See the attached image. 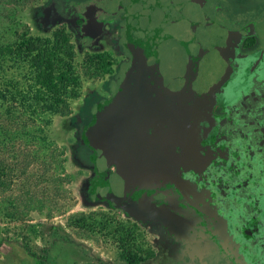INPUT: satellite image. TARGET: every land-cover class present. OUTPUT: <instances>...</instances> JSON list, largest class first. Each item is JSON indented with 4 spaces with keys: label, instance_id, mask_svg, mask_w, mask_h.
Masks as SVG:
<instances>
[{
    "label": "rangeland",
    "instance_id": "1",
    "mask_svg": "<svg viewBox=\"0 0 264 264\" xmlns=\"http://www.w3.org/2000/svg\"><path fill=\"white\" fill-rule=\"evenodd\" d=\"M57 2L0 0V44L24 36L48 38L64 31L75 46L82 76L80 96L70 101V114L53 116L46 130L49 141L61 148L63 155L58 161H65L67 178L63 186L59 185L60 203L57 207L35 203L32 207L43 205L46 209L24 208L16 219H10L4 211L7 203H2L0 197V264H127L121 260L122 254L149 258L142 264H197L200 249L190 242L187 233L173 225L161 207L147 203L153 197L165 198L163 194L143 192L138 198L141 204L122 205L108 190L117 170L107 153L114 142L108 119L117 82L129 61L120 46V25L110 27L109 34L98 44L87 43L79 34L81 21L61 18ZM88 3L115 12L124 24L125 44L137 63L135 71L126 76L132 83L122 86L125 96L131 93L129 86L143 92L146 83L148 90L154 89L161 73L151 50L165 39L169 29L177 30V25H201L204 19L214 18L223 25L246 30L245 26L254 21L256 33L264 40V0ZM247 27L251 31L252 26ZM103 52L110 56L112 72L105 74L99 69L87 77L86 56ZM25 75L21 74L23 83ZM125 96L126 102L131 101ZM151 181L155 183L156 179ZM44 189L47 194H58L47 180ZM12 196L6 195L10 199ZM82 213L85 215L72 217ZM27 226H33L35 233L25 230Z\"/></svg>",
    "mask_w": 264,
    "mask_h": 264
},
{
    "label": "flooded vegetation",
    "instance_id": "2",
    "mask_svg": "<svg viewBox=\"0 0 264 264\" xmlns=\"http://www.w3.org/2000/svg\"><path fill=\"white\" fill-rule=\"evenodd\" d=\"M67 2L58 0L57 13L65 20L81 21L82 38L88 20L111 18L105 21L100 39L108 35L106 27L118 21L115 12L88 4V0L85 13L71 18L67 10L61 11L63 5L68 7ZM188 25L169 29L167 37ZM248 25L247 36L231 40L238 47L243 70L224 99L230 97L231 101L214 109V135L201 139L199 155L182 174L145 176L134 185L140 194L152 190L163 194L165 198L153 197L147 203L161 207L169 221L187 233L200 249L197 264H264V40L257 34L256 23ZM123 38L121 48L127 52L125 33ZM133 60L130 57L128 65ZM127 69L117 82L108 121L119 106V94L125 96L122 86L128 81ZM112 139L116 141L115 133ZM139 196L134 198L141 204Z\"/></svg>",
    "mask_w": 264,
    "mask_h": 264
},
{
    "label": "water",
    "instance_id": "3",
    "mask_svg": "<svg viewBox=\"0 0 264 264\" xmlns=\"http://www.w3.org/2000/svg\"><path fill=\"white\" fill-rule=\"evenodd\" d=\"M110 19L88 20L83 40L97 44ZM244 30L226 29L214 18L182 28L152 53L161 73L157 87L148 90L145 83L142 92L129 86L128 102L119 94V106L109 121L116 141L107 152L117 165L108 190L119 204L136 203L134 196L141 190L134 185L145 175L189 169L199 155L201 139L214 135V109L231 101L224 99L243 70L231 40L241 41L248 35Z\"/></svg>",
    "mask_w": 264,
    "mask_h": 264
},
{
    "label": "trees",
    "instance_id": "4",
    "mask_svg": "<svg viewBox=\"0 0 264 264\" xmlns=\"http://www.w3.org/2000/svg\"><path fill=\"white\" fill-rule=\"evenodd\" d=\"M67 4L61 11L67 10L71 18L83 15L88 6L86 0H68ZM76 57L71 37L64 31L48 38L24 36L0 44V197L7 203L4 211L10 219H16L24 208L46 209L32 207L35 203L55 207L60 203L59 185L67 178L65 161H58L61 148L49 141L46 130L53 116L70 114V101L80 96L82 76ZM85 64L87 77L99 69L112 72L107 52L88 54ZM22 73L26 74L24 83ZM46 180L58 194L44 192ZM8 194H13L11 199ZM25 230L34 232L33 226ZM120 258L127 264L149 259L136 254Z\"/></svg>",
    "mask_w": 264,
    "mask_h": 264
},
{
    "label": "crops",
    "instance_id": "5",
    "mask_svg": "<svg viewBox=\"0 0 264 264\" xmlns=\"http://www.w3.org/2000/svg\"><path fill=\"white\" fill-rule=\"evenodd\" d=\"M216 21H217V19H215ZM218 23H219V21H217ZM253 22L254 21H252L251 22V24H253ZM122 23V21L120 20V19H118V21L116 22V23H114V24H111V25H108L107 27H106V30H107V34H109V29H110V27H114V25L115 24H118V25H120V35H121V39H122V42H123V37H124V33H125V31H123V28H124V24H121ZM204 23V22H203ZM254 23H256V22H254ZM220 25H222L223 27H225L226 29H229V30H236V31H241V30H244L243 28H241V29H235V28H233V27H229V26H226V25H223V24H221V23H219ZM203 24H201V25H193V24H189L188 26H202ZM103 38V37H102ZM101 38V39H102ZM167 38H169V37H167V35H166V37H165V39L164 40H162L161 41V43L159 42L158 44H156L155 45V47L154 48H152V50H151V52L153 53V51H155L156 49H158L160 46H162L163 44H164V42H165V40H167ZM101 39H99V41L97 42V44L101 41ZM120 46H122V43H121V45ZM125 48H126V50L128 49L127 47H126V44H125ZM124 53H125V55H126V57H128L129 58V61H130V57H133L132 56V54L127 50V52H125L124 51ZM133 61H131L130 62V65H128L129 64V61L127 62V64H126V66L127 67H129V69H128V72L129 71H135V68H136V59H135V57H133ZM127 72V73H128ZM128 81L130 80V79H128V78H126ZM130 82V81H129Z\"/></svg>",
    "mask_w": 264,
    "mask_h": 264
}]
</instances>
